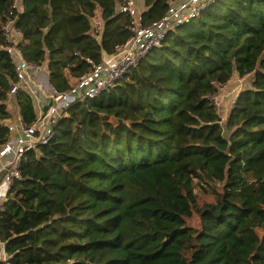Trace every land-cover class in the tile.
I'll use <instances>...</instances> for the list:
<instances>
[{"label":"trees","instance_id":"1","mask_svg":"<svg viewBox=\"0 0 264 264\" xmlns=\"http://www.w3.org/2000/svg\"><path fill=\"white\" fill-rule=\"evenodd\" d=\"M123 1L23 0L25 58L47 61L51 85L67 91L132 36ZM12 4L0 0L1 121L12 118L18 80L2 31ZM168 5L144 0V25ZM98 11L100 40L91 22ZM195 19L114 88L69 105L52 139L27 151L0 209L9 256L0 264H264V0H213ZM235 72L254 78L225 135L211 99ZM14 96L24 123H34L31 95L18 88ZM196 180L222 185L201 208Z\"/></svg>","mask_w":264,"mask_h":264},{"label":"built area","instance_id":"2","mask_svg":"<svg viewBox=\"0 0 264 264\" xmlns=\"http://www.w3.org/2000/svg\"><path fill=\"white\" fill-rule=\"evenodd\" d=\"M213 0H169L167 12L151 26L142 20L136 0H124L119 10L130 16L127 29L132 36L116 44L112 52L103 51L102 60L83 73L67 91L60 92L51 85L48 72L42 79L38 72L41 65L29 62L21 44L26 39L17 26V12L24 10L23 0H13L9 15L2 24L5 50L10 55L17 73V82L9 92L14 95L18 88H24L32 97L37 119L25 124L21 116L0 120L8 128L5 143L0 147V209L16 179L21 177V166L27 151L47 144L54 135V124L65 109L73 103H84L114 88L129 71L136 68L154 48L162 45L167 33L197 18ZM215 97V96H213ZM212 97V98H213ZM6 242L0 238V260H7Z\"/></svg>","mask_w":264,"mask_h":264},{"label":"rangeland","instance_id":"3","mask_svg":"<svg viewBox=\"0 0 264 264\" xmlns=\"http://www.w3.org/2000/svg\"><path fill=\"white\" fill-rule=\"evenodd\" d=\"M136 4L139 10L144 9V6L141 4V0H136ZM196 19H194V22ZM92 22V33L93 35L100 40L102 30L104 27V20L101 16L100 11L96 13V16L91 20ZM155 52L153 51L152 54ZM46 65L47 61L43 62L41 64V69L38 72L39 78H43L47 75L46 73ZM254 75L253 73L248 74L246 76H240L237 72L234 73L233 77L230 79V81L221 87L219 92L213 97L211 100L215 103V105L218 108V112L221 116V122L222 126L224 127V134L228 135V130L226 128V121L227 117L230 113V110L232 106L234 105V102L240 93L241 90H244L245 88H249L252 86V81H253ZM12 101V100H11ZM10 101L9 107L12 108ZM221 184L218 182H198L197 180L195 181V193L197 195V207L201 208L203 207L206 203L212 202L214 200V191L215 190H220L221 189ZM199 222V214L195 210L194 212V218L192 220V223L194 225L198 224Z\"/></svg>","mask_w":264,"mask_h":264},{"label":"crops","instance_id":"4","mask_svg":"<svg viewBox=\"0 0 264 264\" xmlns=\"http://www.w3.org/2000/svg\"><path fill=\"white\" fill-rule=\"evenodd\" d=\"M138 1H139V0H138ZM141 4L144 6V0H141ZM46 72H48V71H47V67H46ZM11 100H12V101H11ZM10 101H11L12 106H14V107H12V108L9 107ZM7 105H8V110H9L10 113L12 114V118H14L15 116H16V117H17V116H21V115H20V109H19V107H18V105H17L16 98H15L14 95H10V96H9V99H8V101H7ZM35 108H36V107H35ZM12 118H11V119H12Z\"/></svg>","mask_w":264,"mask_h":264}]
</instances>
